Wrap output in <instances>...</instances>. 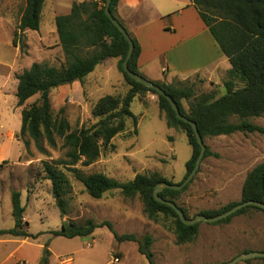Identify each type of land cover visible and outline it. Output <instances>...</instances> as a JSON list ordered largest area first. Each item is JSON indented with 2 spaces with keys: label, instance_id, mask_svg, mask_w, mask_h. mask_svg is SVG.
Returning a JSON list of instances; mask_svg holds the SVG:
<instances>
[{
  "label": "trees",
  "instance_id": "trees-1",
  "mask_svg": "<svg viewBox=\"0 0 264 264\" xmlns=\"http://www.w3.org/2000/svg\"><path fill=\"white\" fill-rule=\"evenodd\" d=\"M44 1L24 0L13 35L14 45H16V38L21 41V34L25 30L39 29ZM118 1L112 0L109 9L113 17L123 26L116 16ZM189 1L208 28L221 53L229 61L230 69L222 83L224 92L221 94L212 90L196 95L195 83L186 85V82L154 83L174 100L183 116L196 124L203 142L206 137L229 136L235 133L264 135V127L254 123V120L264 117V0ZM104 5L105 0L73 3L68 15L55 18L64 61L59 65L33 63L28 69L16 75L18 85L15 96L17 106L21 107V127L16 137L23 143L25 149H28L29 140H32L39 149L43 140L50 148H56L60 142V147L66 150L65 159L58 160L56 165L72 173L90 197L99 199L106 192L114 190H118L127 199L138 197L143 203L144 213L148 219L157 222L161 215L171 218L176 242L191 243L197 237L199 223L192 226L183 225L173 209L153 198V191L157 184L161 182L173 184L159 173H138L132 180L120 182L99 172L85 175L76 168L78 164L82 167L92 165L102 151L111 149L113 147L111 140L126 131L127 121H131L133 133L136 134L137 122L142 115L133 114L130 110L131 104L138 99L141 104L144 103L143 105L147 106L146 97L150 94L157 96L158 109L163 113L167 127L183 133L191 148L190 158L185 164L184 178L193 169L200 152L191 126L177 119L167 100L124 73L121 64L126 56L128 43L105 15ZM130 38L133 41L134 50L128 67L132 72L141 75L137 67L140 47L135 38L131 36ZM20 50L21 52L23 50L22 44ZM108 58L118 60L117 70L128 89L123 95H105L99 98L91 111L97 121L89 127L73 128L63 115V107L54 113L49 94L53 89L75 81L83 84L86 76ZM35 95H39L38 99L26 105L27 101ZM183 101L187 103V111ZM217 155L206 146L204 158L217 157ZM53 168V165L44 162L45 178L50 181L52 195L63 214L60 202L62 175H57ZM186 188L187 186L179 191L164 189L159 196L176 204L175 201ZM20 197L19 192H11V214L14 225L10 229L0 230V236L36 239L38 234H31L28 231V222L24 221L25 206L21 204ZM250 200L264 203V162L257 164L246 174L239 201L230 202L219 209L202 210L198 214L206 217L217 216L240 202ZM179 208L185 217L189 218L186 210ZM249 211L264 212L260 208L247 206L232 216L212 224L229 223L233 217ZM100 227H106L118 243L125 241L136 243L138 252L149 264H154L150 250L154 242L152 236L119 235L109 221L97 223L87 220L81 225L70 222L68 225L62 224L60 230L51 233L54 236L69 239L89 237L95 229ZM50 257L51 252L46 243L38 264H49ZM260 259L264 262V258Z\"/></svg>",
  "mask_w": 264,
  "mask_h": 264
},
{
  "label": "rangeland",
  "instance_id": "rangeland-1",
  "mask_svg": "<svg viewBox=\"0 0 264 264\" xmlns=\"http://www.w3.org/2000/svg\"><path fill=\"white\" fill-rule=\"evenodd\" d=\"M118 72L100 79L98 67L92 74L96 84L92 83L93 80L82 86L81 95L75 90L66 93L69 85L53 89L49 94L51 108L57 113L63 107V115L73 128L93 125L97 118L92 116L91 111L96 101L105 95L125 93L126 89L118 85L122 77ZM192 83H195L196 95L218 91L212 82L196 80ZM150 96L153 99L147 101V106L138 99L131 104L132 113L142 115L137 122V133H133L131 121H127L126 131L111 140V149L102 151L97 161L88 167L76 166L81 173L99 172L120 182L130 181L138 173L152 172L159 173L173 184L184 180L191 148L183 133L167 127L163 113L158 109L157 96ZM38 97H31L26 105L35 102ZM182 103L187 111V103ZM254 123L264 127V117L254 120ZM204 143L218 155L203 158L197 174L175 201L186 210L189 218L202 210L219 209L240 200L242 179L252 165H242L241 155L246 158L251 145L264 148V135L235 133L206 137ZM60 145L58 142L56 148H50L43 140L40 150L29 140L28 149L23 145L19 161L0 163V230L14 225L10 194L17 191L21 194V204L25 206L23 216L28 222V231L38 234L31 242L41 246L40 259L43 246L48 243L51 252L49 264H149L138 252L136 243L116 242L106 227L95 229L89 237L71 239L51 233L60 230L62 224L72 222L81 225L87 220L97 223L109 221L119 235L152 236L154 242L150 250L154 264H225L243 253L264 252V212L249 211L233 217L226 224L200 222L195 240L178 244L172 219L164 215L157 222L148 219L140 198L127 199L118 190L106 192L99 199L90 197L72 173L56 165L58 160L65 159L66 150ZM44 162L53 165L57 175H62L60 202L63 214L52 195L51 183L45 178ZM4 238L8 237L0 236V240ZM9 247L0 244L1 254ZM236 264L264 262L253 258Z\"/></svg>",
  "mask_w": 264,
  "mask_h": 264
},
{
  "label": "crops",
  "instance_id": "crops-1",
  "mask_svg": "<svg viewBox=\"0 0 264 264\" xmlns=\"http://www.w3.org/2000/svg\"><path fill=\"white\" fill-rule=\"evenodd\" d=\"M84 1L91 0H45L39 29L25 30L21 41L16 38L14 45L13 35L24 0H0V163L19 161L23 152V145L16 137L21 127V107L17 106L15 96L18 85L16 75L33 63L59 65L64 61L55 18L68 15L73 3ZM116 16L139 44L137 67L144 78L164 84L201 80L203 83H214L218 92H224L221 79L230 69L229 61L189 0H119ZM45 58L48 60L45 61ZM117 61L108 58L94 71L99 67V78L103 79L118 72ZM94 71L86 76L83 84L78 81L69 84L65 92L75 90L81 95L82 86L95 80L92 76ZM118 81L126 92L128 88L123 77ZM150 99H153L152 96L147 95L146 101L150 102ZM247 154L248 157L243 158L242 154L240 159L242 165L252 164L245 176L254 166L264 162V148L248 146ZM24 221H27L25 217ZM3 237L8 238L0 240V244L10 247L2 254L0 252V264L39 263L41 246L33 245V239ZM29 250H32L31 254Z\"/></svg>",
  "mask_w": 264,
  "mask_h": 264
},
{
  "label": "water",
  "instance_id": "water-1",
  "mask_svg": "<svg viewBox=\"0 0 264 264\" xmlns=\"http://www.w3.org/2000/svg\"><path fill=\"white\" fill-rule=\"evenodd\" d=\"M111 2H112V0H105L104 13L107 16V18L111 21V23L123 35V37L125 38V40L128 43V50H127L126 56H125V58L121 64L124 73L126 75H128L131 79H133L135 82L140 83L143 86L154 90L159 96L164 97L167 100V102L169 103L172 110L175 112L177 119H179L185 123H188L191 126V128L194 132V136L196 138V141L200 147L199 155L195 161L194 167L191 170V172L179 184H170L167 182H161V183L157 184L154 188V191H153L154 200L161 203V204H164V205L170 207L171 209H173L175 211V213L177 214L178 218L180 219L181 223L183 225H186V226H192V225L198 224L200 222L215 223V222L223 220L227 217L232 216L237 211H239L242 208L247 207V206H254V207L260 208L261 210H264V203L250 200V201L240 202L239 204L232 206L231 208H229L228 210L224 211L223 213H221L217 216L206 217L202 214H197L193 218H186L183 211L174 202H172L170 200H165L159 196V193L162 192L164 189H171V190H176V191L182 190L185 186H187L193 180L194 176L197 174V172L199 170L201 161L204 158L206 145L204 144L203 139L201 138V135L197 129L196 124L193 121L186 118L185 116H183L179 112L177 104L174 102V100L168 94L165 93V91L162 88H160L154 82L144 78L143 76H141L137 73L132 72L129 69L128 62H129V60L132 56L133 50H134L133 41L131 40V38H130L129 34L127 33V31L125 30V28L111 14L110 9H109ZM253 258H264V252L257 251V252L243 253V254H240L239 256L235 257L231 261L225 263V264H236L239 261H245V260H249V259H253Z\"/></svg>",
  "mask_w": 264,
  "mask_h": 264
}]
</instances>
